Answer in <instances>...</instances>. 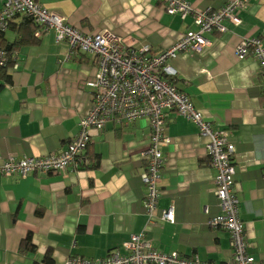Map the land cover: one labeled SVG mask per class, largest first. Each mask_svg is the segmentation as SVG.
Here are the masks:
<instances>
[{"label":"crops","instance_id":"crops-1","mask_svg":"<svg viewBox=\"0 0 264 264\" xmlns=\"http://www.w3.org/2000/svg\"><path fill=\"white\" fill-rule=\"evenodd\" d=\"M37 1L86 34L116 33L131 49L149 45L160 53L196 30L192 17L170 15L157 0ZM188 1L199 11L227 2ZM239 16V26L207 35L210 45L202 53H181L171 61L177 75L168 81L213 128L229 134L236 148L235 190L248 252L264 263V74L256 59L235 54L242 38L264 41V0H251ZM23 20L17 16L0 34V47L16 42ZM35 38L36 44L20 46L15 62L0 70V165L9 157L60 153L79 134L91 108L92 91L85 82L97 73L94 58L58 43L54 30ZM151 134L147 119L130 124L111 120L92 131L84 153L89 164L100 155L98 170L0 174V264L105 258L115 250L124 253L131 235L142 233L157 251L228 263L233 256L230 234L210 225L221 207L207 139L175 111L167 119L171 143L163 147L159 219L149 224L141 175ZM170 207L174 223L160 219ZM28 236L35 250L24 253L21 245Z\"/></svg>","mask_w":264,"mask_h":264},{"label":"built area","instance_id":"built-area-1","mask_svg":"<svg viewBox=\"0 0 264 264\" xmlns=\"http://www.w3.org/2000/svg\"><path fill=\"white\" fill-rule=\"evenodd\" d=\"M157 1L164 4L170 15H178L182 20L192 17L196 26V30L187 31L172 47L160 53H153L149 45L131 49L121 36L110 31L86 34L36 0H4L0 9V34L8 31L16 16H30L44 31L54 30L58 43H67L72 51H82L94 58L97 73L85 82L92 91L90 111L80 122L79 134L66 148L43 157H9L0 165V174L26 177L78 170L91 142L92 131L104 129L111 120L130 124L147 119L152 134L146 152L147 168L141 178L147 187L145 208L148 222L153 224L159 219L161 171L165 164L163 147L171 143L166 135L167 119L169 112L175 111L193 121L200 135L207 139L210 164L217 171L216 192L221 207V213L211 219L210 225L230 234L233 256L226 264H264L248 252L245 225L239 214L235 190L236 148L230 143L229 134L213 128L192 101L168 81L177 75L171 61L181 53H202L210 45L207 35L225 33L230 24L239 26L242 23L239 12L251 0H227L220 8L202 11L194 9L188 0ZM235 54L241 60L248 57L256 59L264 74L262 39L242 38ZM0 57L3 62L6 60L4 52H0ZM160 219L174 223V208L164 210ZM124 249V253L115 250L100 259L72 258L67 264H212L199 257L182 256L179 252L166 254L157 251L144 233L131 235Z\"/></svg>","mask_w":264,"mask_h":264},{"label":"trees","instance_id":"trees-1","mask_svg":"<svg viewBox=\"0 0 264 264\" xmlns=\"http://www.w3.org/2000/svg\"><path fill=\"white\" fill-rule=\"evenodd\" d=\"M20 16L24 17V20L21 23L23 30H19V34L17 36L16 42L13 45L6 44L4 45V47H0V52H4L5 58H6V60L3 62L2 58L0 57V70L1 71L2 69L8 68L10 64L15 62L16 52L18 53V50H20L21 48L20 46H23V45L29 46V45L36 44L38 40L35 38V36L39 38L42 33H45L43 27L40 24H38L32 17L25 16V15H20ZM12 21H11V24H12ZM38 33L40 34L39 36H38ZM91 160L92 162L91 164H89V160L83 157V164L80 169H91L92 168L94 170H98L100 167V155L98 154L94 155L93 158L90 159V161ZM34 250L35 248L32 245V239L30 236H28L26 240L22 242L21 252L27 253L28 251L33 252ZM46 261H48V264L53 263L50 258H48Z\"/></svg>","mask_w":264,"mask_h":264},{"label":"rangeland","instance_id":"rangeland-1","mask_svg":"<svg viewBox=\"0 0 264 264\" xmlns=\"http://www.w3.org/2000/svg\"><path fill=\"white\" fill-rule=\"evenodd\" d=\"M241 11H242V10H241ZM241 11H240V12H241ZM240 12H239V13H240Z\"/></svg>","mask_w":264,"mask_h":264}]
</instances>
